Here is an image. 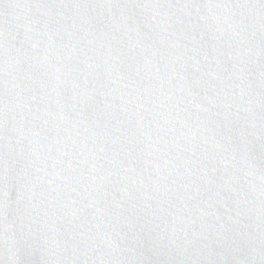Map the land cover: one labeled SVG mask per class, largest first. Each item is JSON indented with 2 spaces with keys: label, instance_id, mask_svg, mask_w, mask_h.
Masks as SVG:
<instances>
[{
  "label": "water",
  "instance_id": "water-1",
  "mask_svg": "<svg viewBox=\"0 0 264 264\" xmlns=\"http://www.w3.org/2000/svg\"><path fill=\"white\" fill-rule=\"evenodd\" d=\"M0 264H264V0H0Z\"/></svg>",
  "mask_w": 264,
  "mask_h": 264
}]
</instances>
